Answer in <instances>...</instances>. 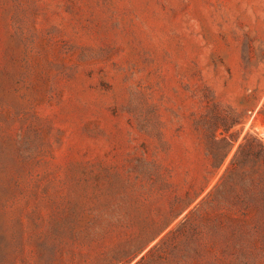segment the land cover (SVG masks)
Listing matches in <instances>:
<instances>
[{
    "label": "rangeland",
    "instance_id": "374dc122",
    "mask_svg": "<svg viewBox=\"0 0 264 264\" xmlns=\"http://www.w3.org/2000/svg\"><path fill=\"white\" fill-rule=\"evenodd\" d=\"M0 264H264V0H0Z\"/></svg>",
    "mask_w": 264,
    "mask_h": 264
}]
</instances>
